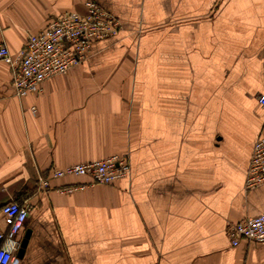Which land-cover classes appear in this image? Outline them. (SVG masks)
Wrapping results in <instances>:
<instances>
[{
	"label": "crops",
	"instance_id": "0c3cea01",
	"mask_svg": "<svg viewBox=\"0 0 264 264\" xmlns=\"http://www.w3.org/2000/svg\"><path fill=\"white\" fill-rule=\"evenodd\" d=\"M86 1L0 0V41L14 58ZM95 1L120 31L40 93L15 95L0 60V228L3 203L31 205L17 264H264V241L226 234L264 213V183L245 188L264 136V0ZM126 153L110 184L38 189L52 168Z\"/></svg>",
	"mask_w": 264,
	"mask_h": 264
},
{
	"label": "built area",
	"instance_id": "2783aa9c",
	"mask_svg": "<svg viewBox=\"0 0 264 264\" xmlns=\"http://www.w3.org/2000/svg\"><path fill=\"white\" fill-rule=\"evenodd\" d=\"M84 12L67 11L56 16L43 30L29 33L26 43L12 57L6 43L0 41V60L12 67V85L15 95L40 93L42 83L54 76L65 74L87 58L92 42L116 35L121 21L95 0L85 2ZM264 107V93L258 97ZM131 172L128 153L114 154L101 159L80 162L50 169L48 175L39 176L38 189L47 190L51 180L67 176H89L91 183L110 184ZM264 183V136L260 135L253 146V154L245 179V188L253 189ZM83 184L59 187L61 192L83 188ZM1 211L7 224L0 228V264H17L20 247L18 234L30 214L31 205L10 199L3 203ZM226 234L236 246L241 240L264 241V213L228 224Z\"/></svg>",
	"mask_w": 264,
	"mask_h": 264
},
{
	"label": "water",
	"instance_id": "95a60500",
	"mask_svg": "<svg viewBox=\"0 0 264 264\" xmlns=\"http://www.w3.org/2000/svg\"><path fill=\"white\" fill-rule=\"evenodd\" d=\"M27 235H28V234H27ZM26 242H27V239L25 238V239L23 240V242H22V247H24V245L26 244ZM22 247L19 249V252H18V254H17L18 256H20L21 253H22V251H23V248H22Z\"/></svg>",
	"mask_w": 264,
	"mask_h": 264
}]
</instances>
